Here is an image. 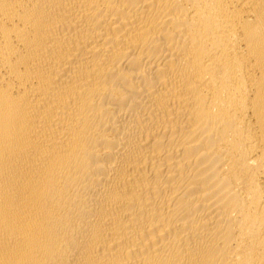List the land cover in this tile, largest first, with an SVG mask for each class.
Masks as SVG:
<instances>
[{"label": "bare ground", "instance_id": "1", "mask_svg": "<svg viewBox=\"0 0 264 264\" xmlns=\"http://www.w3.org/2000/svg\"><path fill=\"white\" fill-rule=\"evenodd\" d=\"M0 264H264V0H0Z\"/></svg>", "mask_w": 264, "mask_h": 264}]
</instances>
